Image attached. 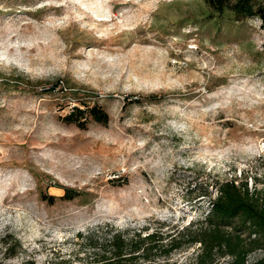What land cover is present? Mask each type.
<instances>
[{"label":"rangeland","instance_id":"rangeland-1","mask_svg":"<svg viewBox=\"0 0 264 264\" xmlns=\"http://www.w3.org/2000/svg\"><path fill=\"white\" fill-rule=\"evenodd\" d=\"M93 105L106 124L63 119ZM263 179L257 18L205 0H0V264H94L114 234L197 222L218 182ZM67 187L80 194L59 199Z\"/></svg>","mask_w":264,"mask_h":264},{"label":"trees","instance_id":"trees-1","mask_svg":"<svg viewBox=\"0 0 264 264\" xmlns=\"http://www.w3.org/2000/svg\"><path fill=\"white\" fill-rule=\"evenodd\" d=\"M205 2L213 15L230 14L235 22L257 18L264 26L263 0ZM74 114L79 118L73 120ZM85 115L101 125L108 121L106 112L98 105L87 109L73 107L63 119L83 128L85 120L79 119ZM235 181L218 182L217 196L209 200L210 209L202 220L181 226L164 223L145 235L142 232L148 227H143L133 235L135 239L114 234L105 245H99L103 255L94 258L93 263L173 264L170 262L173 253L196 247L193 256L180 264H248V256L259 250L263 255L250 264H264V179L263 187L252 191L246 181L236 184ZM79 194L67 187L59 199L68 201ZM43 199L53 203L56 197L45 195ZM164 226L170 229L164 230ZM93 246L98 247L97 244Z\"/></svg>","mask_w":264,"mask_h":264}]
</instances>
